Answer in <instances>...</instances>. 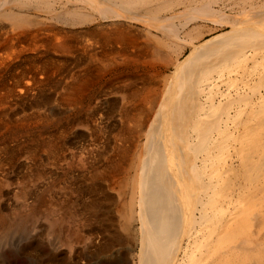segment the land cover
<instances>
[{
  "label": "bare ground",
  "instance_id": "bare-ground-1",
  "mask_svg": "<svg viewBox=\"0 0 264 264\" xmlns=\"http://www.w3.org/2000/svg\"><path fill=\"white\" fill-rule=\"evenodd\" d=\"M39 217L45 264H264V0H0V247Z\"/></svg>",
  "mask_w": 264,
  "mask_h": 264
},
{
  "label": "rangeland",
  "instance_id": "rangeland-1",
  "mask_svg": "<svg viewBox=\"0 0 264 264\" xmlns=\"http://www.w3.org/2000/svg\"><path fill=\"white\" fill-rule=\"evenodd\" d=\"M137 24H140V23H137ZM105 79H107V76H106V78L105 77L103 78V80H105ZM101 85L102 84H100L99 86L96 85L94 87V91L99 92L98 89ZM108 88H110V87H108ZM16 169H18V168L16 167L15 170ZM42 218H44V217H42ZM42 218L39 217L37 219V221H35V224H38L37 226H40L39 232L37 231V233H35V235L31 231V228H29L28 226L26 227L27 229L25 228L24 230L20 231L21 233L15 232V233L8 235V238L5 241L6 244L3 243L5 245L0 247V261H1L0 264H45V261H44L45 254H47V251L49 250L47 248L48 247L47 244H45L48 231H47V229H46V231L44 230L43 224H45V222H44V219H42ZM28 229H30V231ZM23 231H24V233H22ZM28 233H29V235H28ZM44 234H45V237H44ZM48 238H49V236H48ZM38 240H40V241H38ZM41 241L43 243H41ZM14 243L17 245L15 246ZM1 245H2V243H1ZM35 247H36V249H35ZM31 248L33 250H31ZM40 254H41V256H40ZM59 255H58L59 260L60 259L63 260L64 257L62 256V254H59ZM99 261H101V260H99ZM88 264H90V263H88ZM124 264H129V263H124Z\"/></svg>",
  "mask_w": 264,
  "mask_h": 264
}]
</instances>
